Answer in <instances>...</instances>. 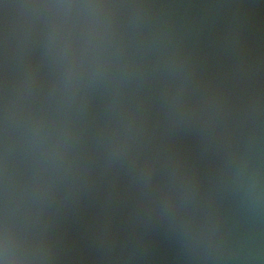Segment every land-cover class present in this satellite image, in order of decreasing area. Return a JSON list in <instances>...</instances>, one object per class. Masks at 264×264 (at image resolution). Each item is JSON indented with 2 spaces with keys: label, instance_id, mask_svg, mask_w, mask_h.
<instances>
[{
  "label": "water",
  "instance_id": "95a60500",
  "mask_svg": "<svg viewBox=\"0 0 264 264\" xmlns=\"http://www.w3.org/2000/svg\"><path fill=\"white\" fill-rule=\"evenodd\" d=\"M0 264H264V0H0Z\"/></svg>",
  "mask_w": 264,
  "mask_h": 264
}]
</instances>
